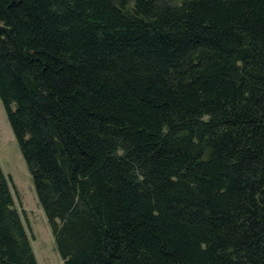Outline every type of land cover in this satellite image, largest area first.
Returning a JSON list of instances; mask_svg holds the SVG:
<instances>
[{
  "label": "trees",
  "instance_id": "obj_1",
  "mask_svg": "<svg viewBox=\"0 0 264 264\" xmlns=\"http://www.w3.org/2000/svg\"><path fill=\"white\" fill-rule=\"evenodd\" d=\"M0 102L63 264H264V0H0Z\"/></svg>",
  "mask_w": 264,
  "mask_h": 264
},
{
  "label": "rangeland",
  "instance_id": "obj_2",
  "mask_svg": "<svg viewBox=\"0 0 264 264\" xmlns=\"http://www.w3.org/2000/svg\"><path fill=\"white\" fill-rule=\"evenodd\" d=\"M0 168L9 182L14 208L20 215L37 263L63 264L1 102Z\"/></svg>",
  "mask_w": 264,
  "mask_h": 264
}]
</instances>
